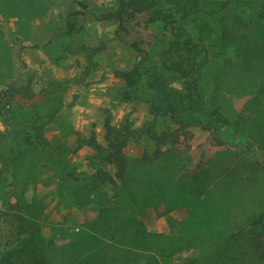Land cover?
Returning <instances> with one entry per match:
<instances>
[{
    "label": "trees",
    "instance_id": "obj_1",
    "mask_svg": "<svg viewBox=\"0 0 264 264\" xmlns=\"http://www.w3.org/2000/svg\"><path fill=\"white\" fill-rule=\"evenodd\" d=\"M77 4L82 10L69 12L65 17L67 34L80 33L83 26L79 16L90 11L87 0ZM244 11L255 18L264 17V0H225L220 5V12L226 15L241 16ZM97 19L114 22L118 42L130 45L143 56L135 66L116 72L123 82L118 99L127 104L147 103L152 120L142 128L134 129L130 123L115 126L112 118L106 117L105 146L94 134L89 138L77 134V149L88 147L94 152L90 158L93 173L81 179L76 177L67 160H58L50 153L47 128L57 120L62 99L57 100L55 94L53 99H48L43 105L49 109L47 112L38 107L18 112L8 108L9 98L17 92L15 85L3 90L0 121L5 130L0 131V161L4 169L12 173L11 181H8L0 169V191L10 182L6 186L5 210L0 211V264H162L159 257L172 256L174 252L165 253L161 236L149 232L130 207L138 212L156 209L160 203L165 204L167 212L197 204L201 208L212 207L213 196L218 198V190L225 181L232 180L246 187L255 181L257 188L264 173V162L254 155L255 137H250L241 150L239 162L232 166L215 157L208 158L202 152L195 167H187L192 164L187 157L195 136L192 129L209 132L213 144L222 148L229 145L224 139L225 134H229L225 129H236L243 117L239 113L231 120L224 114L217 101L219 86L208 93L203 79L207 56L216 47H220V51L214 56L223 54L228 46L236 45L246 61H251L253 49L264 57V45L252 48L239 32L222 25L220 13L206 11L202 0H117L113 9ZM189 22L202 24L197 39L186 28ZM208 22L218 30L217 37H213L216 29ZM159 24L163 25L162 31L152 32V27ZM146 34L151 36L150 41L145 38ZM158 43H165V49L153 60L152 51ZM96 52L101 49L94 50L93 54ZM151 59L154 64L147 68ZM142 86L150 93L149 98L141 96ZM27 89L30 91V87ZM261 90L259 86L250 93L247 108L259 101L257 94ZM161 120L168 124L163 130L158 129ZM253 124L255 130L264 133V114H259ZM141 138L156 146L152 155H144L147 162L185 160L182 170L173 174L169 182L157 179L142 180L138 184L132 182L126 149L131 142ZM42 169L48 170L56 180V194L63 203L74 205L78 202L73 186L66 183L72 180L90 192L101 187L117 189L130 214H123L117 204L94 203L98 217L83 225L79 232L71 233L67 245L57 248L44 236L40 222L44 206L27 200L28 187ZM183 171L184 174L178 177ZM263 190H260L262 205L254 209L242 225L228 229L222 235L213 234V241L203 245L206 248L195 247L193 255L181 257L177 264H264ZM210 213L214 214L215 210ZM193 243L200 245L197 238H192L186 249L194 246Z\"/></svg>",
    "mask_w": 264,
    "mask_h": 264
},
{
    "label": "rangeland",
    "instance_id": "obj_2",
    "mask_svg": "<svg viewBox=\"0 0 264 264\" xmlns=\"http://www.w3.org/2000/svg\"><path fill=\"white\" fill-rule=\"evenodd\" d=\"M78 1L84 0H0V95L14 84L17 92L9 98L8 108L18 112L37 107L47 112L49 109L43 106L47 104L46 101L53 99L54 94L57 100L61 98L62 107L58 118L47 128V138L52 148L50 153L58 160H67L76 177L84 179L93 173L90 158L94 152L88 147L77 149V134L86 138L94 134L98 142L105 146L106 117L110 116L115 126L130 123L134 129H139L150 122L152 116L147 103L127 104L118 99L123 82L116 72L135 66L143 56L130 45L118 42L114 22L97 19L113 9L117 0H87L90 11L79 16L83 30L67 34L65 17L69 12L82 10ZM202 1L206 11L220 13L222 25L239 32L252 48L258 44L264 45V17L255 18L248 11H244L241 16L226 15L220 12L221 2L225 0ZM208 24L215 28L213 24ZM186 28L197 39L202 24L189 22ZM162 29L163 25L159 24L153 26L151 31L160 32ZM214 33L213 37L219 34L217 29ZM145 38L150 41L151 36L146 34ZM97 49H101V52L93 54ZM164 49L165 43H158L152 51L153 60ZM219 51L220 47L214 48L206 58L203 79L207 91L210 94L219 86L217 101L224 114L231 120L236 119L239 113L243 117L236 129H225L229 134H225L224 139L229 145L222 148L213 144L209 132L192 129L195 136L187 156L192 161L187 166L191 169L202 152L219 162H229L231 166L236 164L250 137L256 139L254 155L258 161L264 162V133L255 130L253 124L259 114H264V57L253 49L251 61H246L236 45H230L223 54L214 56ZM153 60L147 62V68L153 66ZM259 86L262 89L257 94L259 101L247 108L250 93L258 90ZM27 87H30V91ZM141 91L142 97H150L143 86ZM167 126V121L161 120L158 129L163 130ZM4 130L5 126L0 121V131ZM155 149L154 143L146 138L131 142L127 147L134 184L146 179L169 182L170 177L185 165L183 158L175 162H169V159L147 162L144 155H152ZM0 169L11 181L12 171L5 170L1 161ZM42 170L37 179L30 183L27 200L37 201L44 206V214L40 219L44 236L52 240L57 248L67 245L71 233L79 232L83 225H88L98 217L99 212L93 208L94 203L117 204L123 214H130V210H125V202L117 194V189L101 187L90 192L72 180L66 183L73 186L78 202L74 205L65 204L56 194V180L48 170ZM7 183L0 191V211L5 210ZM257 184L255 188V181L248 187L232 180L225 181L218 190V198L213 196L212 207L207 205L201 208L197 204L194 207L176 208L171 212H167L164 203H160L156 209L148 208L143 212L129 207L136 218L145 223L149 232L161 236L159 239L162 241L161 246L166 249L165 253L174 252L172 256L159 257L160 262L177 264L181 257L193 255L195 247L206 248L203 245L213 241V234L222 235L224 231L242 225L254 209L260 208L264 173ZM262 192L264 194V190ZM214 210V214L210 213ZM192 238H197L200 245L193 243L194 246L186 249Z\"/></svg>",
    "mask_w": 264,
    "mask_h": 264
}]
</instances>
